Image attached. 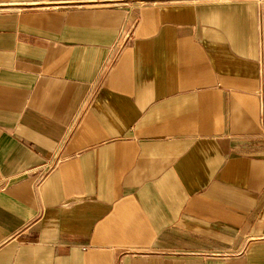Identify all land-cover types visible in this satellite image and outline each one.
<instances>
[{
	"label": "crops",
	"instance_id": "obj_1",
	"mask_svg": "<svg viewBox=\"0 0 264 264\" xmlns=\"http://www.w3.org/2000/svg\"><path fill=\"white\" fill-rule=\"evenodd\" d=\"M0 264H264V0H0Z\"/></svg>",
	"mask_w": 264,
	"mask_h": 264
}]
</instances>
